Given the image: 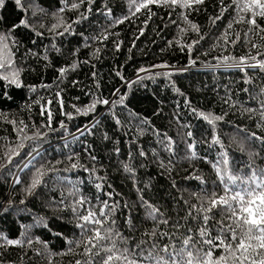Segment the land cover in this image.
I'll use <instances>...</instances> for the list:
<instances>
[{"label": "snow or ice", "instance_id": "1", "mask_svg": "<svg viewBox=\"0 0 264 264\" xmlns=\"http://www.w3.org/2000/svg\"><path fill=\"white\" fill-rule=\"evenodd\" d=\"M9 3L13 5V12L19 13L18 16L5 15L4 10ZM204 3L205 0H126V14L117 17L113 16L109 0H103L102 8L97 11L109 19V24L99 35L85 38L84 47H91L87 43L89 39L107 42L111 37H119V32L110 29L144 15L143 26L139 28L138 34L134 36L132 45L128 49L131 52L136 47L135 41L144 35L148 22L156 15L152 11V6L155 5L158 8L169 9L170 17L175 12L176 19H170L168 23L176 26L177 35L167 43L168 47L175 46L182 52L187 51L188 65L177 67L164 62L141 66L136 69L134 79H128L122 70L117 68L115 75L122 81V85L112 91L111 98H106L99 92L100 85L97 81L95 89L85 93L90 96L89 103L83 107L71 104L69 107L72 111H68L65 109L62 96L63 89L58 87L53 96L47 98L44 103H41L45 100L44 97L33 101V104L39 105V115L44 118L43 123L37 125L35 122L29 124L23 120L9 121L16 126L17 136L12 144L0 147V173L7 171L13 176V183L20 184L22 180L19 174L27 170L29 175L23 188L27 196H36L37 190L47 187L50 182L57 188L64 185L68 188L66 193L60 192V199L53 198L44 204V207L51 210V215L40 216L31 213V210L26 207L19 209L21 212L32 214L33 224L21 225L24 230L15 239L9 238L0 231V241H2L0 264H5V253L9 247H18L21 250L19 264H24L25 248L32 249L37 256L46 258L47 264H54L55 256L68 255L80 257L69 261V264H264V164L257 163L258 160L264 161V82L259 85L258 92L255 93L250 92L248 87L240 89L248 93L249 99L255 101L258 107H249L240 100L233 99L234 93L225 86V96L221 97V103L228 107L227 109L222 107L218 114L212 110L206 111L194 106L171 79L173 74L185 72L189 66L197 63L192 53L194 50H199L202 46L201 42L210 35V32L203 30L199 24L189 19L193 12L201 11ZM62 4V7L52 13L57 23L47 29L48 34L53 37H63L73 31L75 24L87 20L96 0H62ZM177 8L181 11L176 12ZM217 8L218 12L208 17V27L215 28L218 34L215 35L209 50L203 55L207 56L210 51L217 49H220V54L212 57L215 63L206 61L203 66L212 71L217 69L239 71L243 73V83L248 85L253 84L256 79V75H249V70H255L261 78H264V0H217ZM66 9L75 12L77 18L71 22L66 20L62 15ZM39 13H45V9L40 8L36 0H0V97L10 98V94L5 91L6 88L27 87L29 91L36 90V85H26L23 82L22 73L25 68L18 62L17 54H20L21 60L26 56L40 58L38 53L26 47L19 38L24 34L44 36L45 33L39 29L44 28L45 25L40 23L38 29L35 22V17ZM225 14L230 18L221 30L217 22L224 21ZM235 25H243L245 30L236 31ZM165 27H168V24H165ZM190 33L194 34V38L189 36ZM81 36H83L82 33ZM30 42L33 46L36 45V40ZM112 43L114 50L119 52L123 41L114 39ZM241 47L246 51L239 56L234 55L233 50ZM51 48L57 52L60 51L55 44H52ZM101 51L102 48L96 47L91 56L99 60ZM76 52H79V49H75L73 55ZM43 60L48 61L49 57L44 55ZM82 63H91V60L74 59L71 64L59 67L57 81L62 82L68 72L76 71ZM92 77L95 80L97 73L93 71ZM158 77L167 78L172 91L184 97L183 106L190 110L191 116L206 122L210 138L196 140L191 123L182 122V113L179 110L173 112L178 135L181 137L180 140H175L166 131L161 132L152 125L151 118L129 109L128 96L132 88L135 85H143L145 80L155 81ZM72 83L78 85L79 81H72ZM39 87L50 88L51 85L42 83ZM125 87L128 91H122ZM76 99L79 100V97ZM53 100L59 114L69 120L75 115L92 116L88 124L78 127L75 133H68L71 141L65 138V147H68L69 143L79 141L80 137L95 135L101 123L97 113L98 106H106L116 125L123 127V122L116 111L117 108H123L128 114V127L135 130L137 138L144 136L150 128L157 143L170 154H175L180 143H183L187 152L184 158L190 162L199 160L210 165L214 179L209 183L201 173L196 171L184 177V179L199 181V191L189 192L190 199H184L181 195L180 201L183 204L180 211L184 213L182 216L167 214L159 206L146 200L144 192L150 185H145L144 188L137 187L145 219L151 220L152 227L145 229L141 233V238L133 237L132 232L136 230V225L133 217L129 215L125 219L129 235L125 236L117 226L116 213L121 208L130 209L129 203L121 204L113 199L119 194L112 191L105 193L107 199L90 198L81 190L80 185L84 184V180L80 178L72 180L69 176L61 174L83 170L88 173V182L96 189L103 190L106 177L98 174L97 157L92 154L90 146L83 149L84 155L91 162L90 165L82 163L81 154L71 150L63 160L53 162L44 159L43 145L47 141L48 132L57 131L53 127ZM31 106L28 105L29 108ZM177 108L179 109V103ZM161 111L162 109H157L153 115H159ZM230 113L246 116L250 120L255 119V126L260 129V134L255 131L249 132L247 127L239 128L237 125L236 133L226 144L219 128L221 122L233 123L227 119ZM0 115L3 114L0 113ZM132 121L137 123L133 124ZM29 128L34 129L30 134ZM59 128L67 133L65 121H59ZM241 132L245 133L244 138L237 139ZM103 139L110 140L111 137L105 132ZM132 142L135 143V140ZM115 143L119 144V141ZM199 143L207 144L209 149L218 146L219 150L215 158L209 159L207 154L200 156L196 150ZM249 145L258 150L251 149ZM137 147L140 157L148 155L143 147L139 145ZM233 147L247 156L239 171L235 170L236 165L230 155ZM114 151L119 153V147H116ZM152 154L154 157L159 155L155 148L152 149ZM133 159V154L129 152L128 161L122 162V168L124 172L132 174L135 183V168L131 163ZM65 162H67L65 167H59ZM159 166L169 174L174 167L171 158L167 163L160 160ZM13 168L17 169L16 173H12ZM172 186L176 187L175 180L172 181ZM93 199L96 200L95 204L92 202ZM24 203V200L20 201L21 205ZM11 206V201L7 207L0 205V211L7 214ZM66 213L71 214V223L80 232L78 239L69 240L62 231V225L56 223L57 221L67 223L64 215ZM33 227L46 230V234H51L55 239L63 238L67 241L68 248L62 252H52L49 240L31 235L30 230ZM36 244L40 247H34Z\"/></svg>", "mask_w": 264, "mask_h": 264}, {"label": "trees", "instance_id": "2", "mask_svg": "<svg viewBox=\"0 0 264 264\" xmlns=\"http://www.w3.org/2000/svg\"><path fill=\"white\" fill-rule=\"evenodd\" d=\"M40 8L45 9V13H39L35 17V22L39 29V24L43 23L44 28L39 29L43 31L44 36L37 37L34 34H24L19 38L23 41L24 45L31 48L33 52L39 54V59L33 56H26L22 60L20 54H17V60L25 71L22 73L23 82L26 85H36V90L29 91L27 87L23 88H6L10 94L8 97H0V147L5 144H12L17 136L15 125L11 124L10 120L20 121L31 124L35 122L37 125L44 122V118L39 115V105L33 104V101L39 100L44 97L41 103H44L47 98L52 97L59 88L63 89L62 96L65 102V109L72 111L69 107L71 104L83 107L89 103L90 96L85 95L90 89H95V84L99 82V92L106 98H111L112 91L121 87L122 81L115 75V70L120 68L128 79H134L136 69L141 66H150L153 64L168 63L177 67H184L188 65L189 54L187 51H180L178 47H168V41L172 40L177 35V28L175 25L169 24L170 19H176L175 12L169 16V9L158 8L152 6V11L156 13L148 22L145 28L144 35L140 36L135 41L136 47L131 52L128 51L131 47L133 38L138 34V30L143 26L144 15L139 19L126 21L123 24L110 29L114 32H119V37H111L107 42H100L89 39L87 43L91 47H84L85 38L94 37L99 35L103 29L109 24V19H106L97 9L102 8L103 0H96L93 6L92 13L88 19L73 26L71 33L65 34L63 37H53L48 34L47 29L52 24L57 23L56 17L52 15L60 7L63 6L62 0H36ZM109 6L113 10V16H122L126 14V0H109ZM217 0H205L204 5L201 6V11L193 12L189 19L196 22L205 31L210 32V35L201 42L202 46L199 50H194L192 53L193 59L197 63L189 66L185 72L175 73L172 80L175 81L182 92L191 100L192 104L202 110H212L215 113H220L221 108L227 109V105H222L221 97L225 96V86L234 93L233 99H238L249 107H258L257 103L249 99V94L240 91V89L248 87L250 92H258L259 85L264 82L255 70H249V75H256L253 84L248 85L243 83V73L236 70L225 71L217 69L212 71L204 67V63L211 62L213 56L220 54V49L210 51L209 55L205 56L203 53L208 51L216 34L215 28L208 27L209 15H215L218 12ZM181 11L177 8L176 12ZM5 15L12 14L18 16V12H13V5L8 4L4 10ZM66 20L71 22L77 18V14L71 10L66 9L62 14ZM222 22H217L222 30L223 25L227 23L228 17ZM168 24V27H165ZM236 31L243 32L245 26L235 25ZM62 31V29H60ZM81 33L83 36H81ZM190 37L194 38V34L190 33ZM118 39L123 41L119 52L114 50L112 40ZM31 40H36V45L31 44ZM55 44L60 51L57 52L51 48ZM100 47V59L97 60L91 56L94 48ZM79 49L73 55L74 50ZM163 50V51H162ZM23 51V49H21ZM246 51L244 48H237L233 50L234 55H241ZM49 57L48 61L43 60V56ZM74 59L79 61L91 60V63H82L76 71L68 72L66 78L62 82L57 81L59 73L57 69L61 66L71 64ZM48 64V67L44 65ZM95 65V67H92ZM97 73L95 80L92 77V72ZM161 71H163L161 69ZM72 81H79L78 85H74ZM51 85L50 88L39 87L41 84ZM122 91L128 89L122 88ZM79 97V100L76 98ZM184 97L179 96L172 91L169 86L168 79L165 77H158L155 81L145 80L143 85H135L129 93L128 101L129 109H133L143 116L151 118L152 125H154L161 132H167L175 140H180L178 135V127L173 119V112L179 110L182 113V122H190L196 140L203 138H210V132L207 131L208 125L206 122L191 116L190 110L183 106ZM179 103V109L177 105ZM28 105H32L31 108ZM54 111L53 127L57 131L48 132L47 141L44 143V159L55 161L63 160L69 151L79 152L81 154V162L90 165V161L84 155V147L90 146L92 154L97 157L96 166L98 174L106 177V185L103 190H98L93 184L87 180L88 173L83 170H77L71 173H61L62 175L69 176L72 180L80 178L84 180V184L80 185L82 192L90 198L100 197L107 199L105 193L112 191L119 195L113 199L119 201L121 204L127 202L131 208H121L116 213L117 226L123 235L128 236L129 230L125 225V219L131 215L133 222L136 225V230L132 232V236L139 239L141 233L145 229L152 227L151 220L145 219L144 209L139 202V193L137 187L144 188L145 185H150L144 192V198L150 200L151 203L156 204L167 214L170 215H183L180 207L183 202L180 201L181 195L184 199H190L188 193L192 191H199V181L184 179V177L194 171L201 173L206 180L211 182L214 179L210 165L199 160L189 161L184 157L187 155L186 146L180 143L179 148L175 154H170L163 150L162 146L157 143L156 138L151 134L149 128L147 133L142 137H136L134 129L128 127V114L123 108H117L116 111L120 120L123 122V127L118 126L110 113L107 111L106 106H98V118L101 120L100 125L95 131V135L80 137L79 141L69 143L65 147V138L71 141V136L68 133H75L78 127H83L92 120V116L87 117L82 115H75L73 119L69 120L67 117L60 115L55 100L52 105ZM157 109H162L159 115H153ZM228 120L233 123L224 124L220 123L219 130L224 139V142L229 143V138L236 133V126L239 128L247 127L249 132L255 131L260 134V129L255 126V119L250 120L246 116L229 114ZM65 121L67 125V133L59 128V121ZM133 124L137 121H132ZM34 129L29 128V134ZM47 131V129H43ZM107 133L110 140L103 139V133ZM128 133V134H125ZM245 133L241 132L237 139H243ZM119 144H116V141ZM135 140V143L132 141ZM148 153L146 157L138 155V147ZM119 147L120 152L116 153L114 149ZM253 150H258L254 146L249 145ZM155 148L158 157H154L152 149ZM200 156L207 154L209 159H214L216 152L219 150L218 146L209 149L207 144L199 143L196 148ZM131 152L134 159L131 161L135 168V183L132 179V174L123 171L122 162L128 161V154ZM232 160L235 162L236 171L243 167L244 161L247 159L245 154L240 153L235 147L232 148L230 153ZM171 158L173 162V170L169 174L164 168L159 166V161L163 160L167 163ZM43 162V160H41ZM259 164H264V161H257ZM67 162L59 167L63 168ZM17 169L13 168L12 173H16ZM22 180L20 184L13 183V176L7 171L0 173V205L8 206L11 201V207L8 208L7 214L0 211V231H3L9 238L15 239L24 230L21 225H32L33 216L29 212H21L19 209L28 208L31 213L40 216L51 215V210L44 207L47 201L60 199V192H67V185L57 188L51 182L47 187L38 189L36 196H27L23 191L29 173L25 170L24 173L19 174ZM176 181V187L172 186V181ZM110 186V187H109ZM24 200L23 205L20 201ZM179 201V203H178ZM92 202L95 204L96 200ZM65 219L68 221H57L56 223L62 225L64 235L70 239H78L80 232L74 228L71 223V214L66 213ZM31 235L40 236L42 239L50 241L49 247L52 252H62L68 248L67 241L63 238L55 239L51 234H46V230L40 227H33L30 230ZM2 243V241H0ZM34 247H40L36 244ZM26 255L23 256L24 264H47L46 258L37 256L32 249L25 248ZM219 253H217L218 255ZM22 255L18 247H9L5 253V264H19V258ZM80 258L78 256H55L54 264H69V261Z\"/></svg>", "mask_w": 264, "mask_h": 264}]
</instances>
